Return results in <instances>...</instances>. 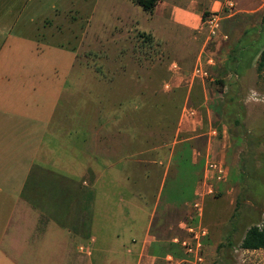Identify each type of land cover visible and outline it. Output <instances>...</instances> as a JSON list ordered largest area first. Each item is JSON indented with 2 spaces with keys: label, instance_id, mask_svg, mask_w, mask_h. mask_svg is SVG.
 <instances>
[{
  "label": "crops",
  "instance_id": "0c3cea01",
  "mask_svg": "<svg viewBox=\"0 0 264 264\" xmlns=\"http://www.w3.org/2000/svg\"><path fill=\"white\" fill-rule=\"evenodd\" d=\"M18 1L0 0V264H192L176 239L187 237L183 224L207 179L208 163L227 168L225 180L208 182L216 195L230 194L238 176L231 132L223 121L215 122L206 85L189 76L207 45L203 15L215 8L216 0H158L152 13L132 0L154 22L143 32L170 47L182 70L171 73L168 85L162 86V93L183 94L182 104L169 102L182 108L167 138L130 129L110 131L116 118L107 102L126 110L148 104L117 102L104 92L113 86L109 81L98 82L94 106L77 110V96L67 88L75 51L42 39L48 35L44 15L31 20L32 52L40 66L20 70L14 49L22 35L20 20L43 0H21L22 7L13 10ZM117 21L107 23L110 33L122 28L130 34L139 24L131 15H118ZM262 27L252 29L259 33ZM242 37L231 33L227 40L219 36L208 45L217 61L210 71L223 67L230 72L229 57ZM47 52L56 60L46 78L40 56ZM66 56L68 68L62 73L60 60ZM198 83L205 108L193 100ZM100 108L106 111L95 120ZM216 195L204 198V217Z\"/></svg>",
  "mask_w": 264,
  "mask_h": 264
},
{
  "label": "rangeland",
  "instance_id": "374dc122",
  "mask_svg": "<svg viewBox=\"0 0 264 264\" xmlns=\"http://www.w3.org/2000/svg\"><path fill=\"white\" fill-rule=\"evenodd\" d=\"M226 1L228 0H216L215 8L204 13L202 25L207 45L199 52L198 59H195L189 71L190 79L196 82L197 79L191 76L194 68L202 63L212 75V81L197 82L206 85L209 110L212 111L215 122L221 120L228 126L232 135L231 152L238 162V176L235 183L231 184V193L217 194L210 207L206 208L204 225L210 228L214 238L210 236L205 242L204 264H264V249L246 250L241 246L252 226L264 228V68L257 70L256 58L253 66L247 68L241 76L225 71L223 67L210 71L217 61L208 45L215 38H209L205 19ZM233 1L238 12L233 15L221 12L224 21L221 22L220 35H226L228 39L231 33L238 36L256 26L264 25V0ZM22 3L19 0L12 9H19ZM257 7L259 12H251ZM34 8L25 15L28 18L20 20L22 24L18 28L22 35L14 49L19 55L20 70L24 72L34 68L36 64L40 66L32 52L35 26L31 20L37 19V14L44 15L47 19L42 21L46 28L43 30L48 35H43L42 39L60 43L67 50L75 51L76 60L72 67L74 71L68 77L67 88L73 92V96H77L74 101L82 104L77 105V110L94 106V102L98 100V86L102 84L98 82L109 81L113 86L111 89L103 88L106 90L104 92H108L109 96L114 95L117 102L136 99L148 104L142 109L132 107L126 110L119 108L120 105L117 106L118 109L115 108L111 100L107 102L108 109L115 112L116 118L115 127L110 131L123 132L130 129L132 132H145L149 135L161 133L166 138L174 133L182 107L178 109L175 103L171 105L169 102L181 101L182 104L183 94L161 91L162 86L168 85L166 82L171 73L180 74L182 70L177 61L172 60L170 47L143 32L142 28L154 23L146 12L134 5L132 0H43L40 8ZM96 8L97 14H94ZM118 15H131L139 24L130 34L122 28L110 33L107 23H118ZM146 17L148 22L145 21ZM225 21L227 34L222 33ZM98 22L100 26L97 27ZM143 34L150 37L147 42ZM257 38L256 35L252 36L253 40ZM40 57L44 62L45 67L42 69L47 78L53 71L56 58L50 56L49 52ZM209 58L214 59L212 63H208ZM67 65L66 56V59L63 57L60 60L62 73L68 68ZM200 83L196 84L195 89L201 88ZM255 93L260 97L258 100L253 98ZM193 95L194 103L205 108L203 104L206 98L201 96V90L197 92L196 89ZM231 96L236 98L237 104L244 110L242 129L233 125L235 116L228 112L230 109H225L224 115L223 108ZM82 102L86 104L83 105ZM124 104L126 105L125 101ZM104 111L106 110L103 108L96 111L99 114L94 113L95 120L98 115L101 118Z\"/></svg>",
  "mask_w": 264,
  "mask_h": 264
},
{
  "label": "built area",
  "instance_id": "2783aa9c",
  "mask_svg": "<svg viewBox=\"0 0 264 264\" xmlns=\"http://www.w3.org/2000/svg\"><path fill=\"white\" fill-rule=\"evenodd\" d=\"M221 12H228L233 15L238 12L236 4L233 0L226 1L223 6L208 14L205 19V25L208 28L209 38H217L222 36L227 39L226 35H220L219 30L223 17ZM213 58L208 59V63L213 62ZM193 79L201 81H212V75L207 67L199 63L193 70L191 76ZM253 98L258 100L260 97L255 93ZM264 100V97H262ZM190 116L194 114L192 110L187 111ZM207 179L204 180L202 188L197 193V198L192 204L193 213L189 221L184 222L183 229L187 233L185 239H176V242L184 249L185 253L192 258V264H204L205 258L203 249L205 241L209 237V229L202 224L204 217V198L216 195V191L212 185H208L209 180L223 181L227 177V168L218 162H209L206 168ZM210 183V182H209Z\"/></svg>",
  "mask_w": 264,
  "mask_h": 264
},
{
  "label": "trees",
  "instance_id": "16d2710c",
  "mask_svg": "<svg viewBox=\"0 0 264 264\" xmlns=\"http://www.w3.org/2000/svg\"><path fill=\"white\" fill-rule=\"evenodd\" d=\"M144 11L152 13L158 0H134ZM258 34L256 40L252 39V36ZM144 39L150 38L143 34ZM257 58V70L261 71L264 68V25L262 30L258 33L257 30L251 29L246 31L241 38L238 47L231 53L228 60V69L231 73L241 76L244 74L247 68L251 67L252 63ZM235 97L231 96L230 100L225 104L223 112L225 115V109H230L232 115L235 116L233 125L241 127L243 118V108L237 104ZM227 113V112H226ZM224 120V118H223ZM244 132V130L242 131ZM239 135V134H237ZM241 246L246 250H262L264 249V228L259 225L252 226L246 233Z\"/></svg>",
  "mask_w": 264,
  "mask_h": 264
}]
</instances>
